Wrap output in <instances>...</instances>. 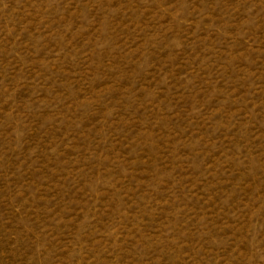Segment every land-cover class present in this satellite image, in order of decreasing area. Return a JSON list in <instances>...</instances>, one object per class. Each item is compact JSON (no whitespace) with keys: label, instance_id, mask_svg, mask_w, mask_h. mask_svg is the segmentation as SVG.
<instances>
[{"label":"rangeland","instance_id":"1","mask_svg":"<svg viewBox=\"0 0 264 264\" xmlns=\"http://www.w3.org/2000/svg\"><path fill=\"white\" fill-rule=\"evenodd\" d=\"M0 264H264V0H0Z\"/></svg>","mask_w":264,"mask_h":264}]
</instances>
